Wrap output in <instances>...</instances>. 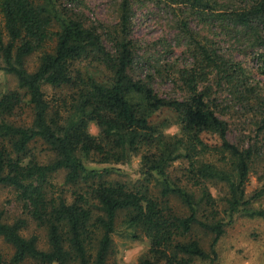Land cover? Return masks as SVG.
<instances>
[{
	"label": "trees",
	"instance_id": "obj_1",
	"mask_svg": "<svg viewBox=\"0 0 264 264\" xmlns=\"http://www.w3.org/2000/svg\"><path fill=\"white\" fill-rule=\"evenodd\" d=\"M164 1L188 63L143 51L131 0H119L112 26L90 23L80 0H0V71L17 82L0 96V186L15 191L48 244L38 249L36 236L20 234L24 220L9 224L0 213V239L13 248L0 264H108L119 215L133 238L148 240L139 264L213 262L225 218L264 220L255 207L264 186L246 194L251 169L264 166V95L238 59L256 60L264 77V0ZM233 117L253 138L229 140ZM36 142L49 163L31 154ZM133 158L140 179H111ZM176 163L184 167L172 175ZM60 171L70 202L53 193L49 178ZM219 186L221 204L210 191ZM195 229L211 237L208 250Z\"/></svg>",
	"mask_w": 264,
	"mask_h": 264
},
{
	"label": "rangeland",
	"instance_id": "obj_2",
	"mask_svg": "<svg viewBox=\"0 0 264 264\" xmlns=\"http://www.w3.org/2000/svg\"><path fill=\"white\" fill-rule=\"evenodd\" d=\"M77 10H80L88 21L94 25L102 24L112 26L117 22V6L119 0H80ZM133 10L132 35L141 45L143 51H148L152 55H161L162 61L171 60L178 64L189 62L182 53V49L177 47L176 35V17L174 12L165 4L164 0H131ZM73 5V4H72ZM1 23V16H0ZM169 49V51H167ZM168 52L166 54L165 52ZM38 55L34 54L26 61V67L29 72L36 69L38 64ZM251 72L253 79L264 95V77L259 74L258 62L252 59L238 58ZM17 90L16 79L0 71V96ZM160 93H170V88L166 84L160 83L157 87ZM49 98L53 95V90L44 88ZM236 109L233 110L235 112ZM170 117V114L164 113L162 118ZM245 119V117H244ZM19 120H26L21 118ZM230 123L229 140L232 143H241L249 141L248 137L253 138V132L248 125L243 124V120L233 117L228 121ZM175 128H171L169 133H174ZM90 132L97 134L95 126H90ZM31 154L40 164H47L53 159V155L48 152L46 146L41 142H36L30 146ZM139 158H133L128 165L115 166L117 172L111 176V179L117 181H135L141 178L139 173ZM100 168L104 166H98ZM184 164L176 163L171 170L172 175H179ZM175 169V170H174ZM65 172L60 171L49 178L54 185V196L62 194L70 202L72 199V188L64 184ZM264 186V166L256 165L251 169L249 183L246 189L247 196L253 191L259 190ZM213 196L222 203L225 191L222 186L210 188ZM173 205L178 208V202L173 201ZM181 207V206H180ZM264 209V198L255 205ZM223 207H220L221 210ZM179 210H181L179 208ZM0 213L3 221L13 223L16 220H24L25 226L20 234L24 238L31 236L37 237V247L42 251L48 250L47 231L33 222L22 208V204L17 201L16 193L11 188L0 186ZM222 215V214H221ZM221 218H224L222 215ZM226 223L224 234L219 239L215 252L216 258L213 262L194 260L192 264H264V220L259 218H249L237 214ZM115 233L112 236V248L110 251L108 264H139V261L146 255L148 250V240L139 235L133 238L130 231L123 225V215H119L116 221ZM194 235L200 239V243L205 250L209 249L210 236L206 235L201 229H195ZM13 254V248L0 239V255L5 260H10Z\"/></svg>",
	"mask_w": 264,
	"mask_h": 264
},
{
	"label": "water",
	"instance_id": "obj_3",
	"mask_svg": "<svg viewBox=\"0 0 264 264\" xmlns=\"http://www.w3.org/2000/svg\"><path fill=\"white\" fill-rule=\"evenodd\" d=\"M53 264H56V263H53Z\"/></svg>",
	"mask_w": 264,
	"mask_h": 264
}]
</instances>
